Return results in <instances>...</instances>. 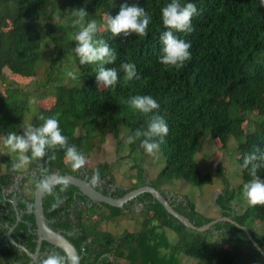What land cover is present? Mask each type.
<instances>
[{"label":"trees","instance_id":"16d2710c","mask_svg":"<svg viewBox=\"0 0 264 264\" xmlns=\"http://www.w3.org/2000/svg\"><path fill=\"white\" fill-rule=\"evenodd\" d=\"M170 2L0 0V82L3 83L0 88V142L4 144V137L9 133L23 134L24 128L19 124L26 112L31 114L27 126L40 127L45 120L56 119L68 144L74 145L84 158L110 135L115 159L90 168L81 165L88 173L87 181L95 189H98L96 183L101 182V190H98L112 197L144 184L151 185L175 211L193 225L201 226L213 218L199 213L185 195L170 192L161 184L175 178L197 186L210 182L209 174L201 173L194 159L200 137L206 131L217 139L220 150L226 147L230 137L235 140L241 184L252 179L242 164L244 156L255 147L264 149V3L262 0H180L182 5L191 2L198 9V15L191 21L194 31L174 32L191 43V60L181 68H166L159 63L160 36L168 30L162 23L161 9ZM124 3L144 8L151 17L147 36L131 33L113 37L105 23L106 15L115 16ZM79 8L88 12L85 24L91 20L97 23L94 40H105L117 54L115 63L105 65L117 69L115 86L101 84L98 87L97 64L81 65L73 50L76 44L72 37L79 27L73 26L72 11ZM61 9L65 14L62 24L58 19L62 17L56 16ZM122 62L134 63L140 78L125 80V73L120 69ZM41 68L43 72L38 76ZM64 68H75L83 81L79 85L62 83L59 75ZM4 69L8 70V75L29 79L30 89L5 77ZM136 95H151L160 105L159 109L149 114L132 109L129 100ZM44 97L53 99L51 106L44 108L30 103L33 98ZM250 113L258 120L248 117ZM153 115L163 116L169 128L159 148L163 166L154 179H149L141 166L142 161L136 160L129 167L135 169V180L126 186L116 183L112 171L123 158L124 148L129 154L149 156L140 147L143 137L132 144L126 140L137 129L146 130ZM45 152L42 158H31L30 151L25 153L30 161L23 171L13 168L16 156L13 160L9 154L0 155V163L5 167V172L0 174V221L12 224L15 207L21 213L15 228L23 232L30 245L34 235L29 234L27 225L34 227L31 213L34 188L46 176H78L80 167H73L66 159L65 149L59 146L46 148ZM216 170L222 187L213 203L219 216L228 217L232 222L217 221L203 231L185 227L147 192L136 195L121 207H114L89 200L73 185L57 184L42 194L43 214L51 220L49 226L61 231L75 246L81 255L79 264H116L118 249L124 243H142L152 220L158 227L174 233L173 251L192 258L194 264H264V233L247 228L255 246L240 228L255 210L257 216L264 218V204H249L238 210L232 204L235 190L219 163ZM25 171L26 175L17 182L16 195L8 194V199H3L1 190L12 184V174ZM258 175L264 180V168L259 169ZM94 176H98L95 184L92 182ZM109 188H112L110 192ZM76 199L82 203H77ZM122 213L140 216L138 230L114 235L99 228L101 220L117 218ZM28 243L25 246L31 249ZM54 250L64 255L58 248ZM9 252L12 257L16 255V251Z\"/></svg>","mask_w":264,"mask_h":264},{"label":"clouds","instance_id":"9594fccd","mask_svg":"<svg viewBox=\"0 0 264 264\" xmlns=\"http://www.w3.org/2000/svg\"><path fill=\"white\" fill-rule=\"evenodd\" d=\"M264 3V0H262ZM73 26H79V31L72 37L75 41L73 49L79 57V62L83 64H97L96 82L99 87L115 86L118 82V72L116 68H106L105 65L115 63L117 54L114 49L103 39L94 40L97 31V23L91 20L85 24L88 12L83 9H74ZM198 15V9L194 3L181 4L180 0H171L161 9L162 23L167 31H164L160 40L162 43L159 63L168 67L181 68L186 61L191 60V43L179 38L174 32L188 34L194 31L192 17ZM151 17L144 8L136 5L129 6L127 3L121 5L118 14L106 15L105 23L113 37L123 34L128 36L135 33L137 36H147V28ZM120 69L125 73V80L131 81L133 78L139 79L134 63L122 62ZM68 76L73 80L77 78L74 72H69ZM30 103H35L33 98ZM129 106L143 114H149L153 110L159 109L160 105L151 95H136L130 98ZM169 128L165 118L161 115H153L146 130L137 129L129 135L126 143L132 144L137 139L143 137L140 147L149 155H155L159 151L160 144L164 142V137L168 135ZM4 144L13 153H19L18 162L13 164L17 169L29 163V156L25 153L31 152V158H42L45 156L46 148L65 149L66 159L72 162L73 167H79L84 163V157L74 145H69L67 138L62 135L59 123L56 119L45 120L40 127L27 126L23 134L9 133L4 137ZM54 159L55 157H51ZM242 167L248 170L251 180L244 184L243 194L252 205L264 204V180L258 175V171L264 168V149L255 147L253 151L247 153L243 158ZM98 180V176L93 177V184ZM37 187H43L51 191L47 181H42ZM31 207V206H29ZM55 207V205L53 206ZM74 261L76 257H71ZM40 264H68V258L57 252L46 254Z\"/></svg>","mask_w":264,"mask_h":264},{"label":"rangeland","instance_id":"374dc122","mask_svg":"<svg viewBox=\"0 0 264 264\" xmlns=\"http://www.w3.org/2000/svg\"><path fill=\"white\" fill-rule=\"evenodd\" d=\"M62 18H58L62 24L64 18V11L56 14ZM57 20V19H56ZM79 27V26H78ZM98 28V26H97ZM47 52V51H46ZM42 68L38 70L37 75L42 74ZM74 72L77 76L75 80L68 78V73ZM5 77L14 80L21 87L30 85L29 79H24L18 75H8V70H3ZM79 73L75 68H64L62 70V83L69 85H79L83 78L79 77ZM3 83L0 82V88ZM35 103L41 107L47 108L52 105L53 99L51 97H44L36 99ZM34 103V104H35ZM234 113L231 112V115ZM253 120H258L253 113L247 115ZM31 114L26 112L23 116V120L19 124V127H27L30 121ZM252 125H250V128ZM219 143L217 139L210 136L209 132H204L200 137L198 147L194 154L197 167L201 173H208L210 176V182L202 185H192L182 179H171L168 183L161 184L162 188L166 190L185 195L193 204L195 209L204 216L210 218L219 217V210L213 203V198L221 190L222 181L216 170V165L219 163L224 176L227 179L231 187L234 188L235 194L232 200V204L235 205L238 210L241 207L249 205L250 203L243 194V186L240 178V166L235 159V140L232 137L227 141L224 149H219ZM9 154L11 158L16 156V163L18 162L19 153H13L10 149L0 142V155ZM123 158L117 162L118 164L113 168L112 174L114 181L121 185H128L135 180V169L129 168L131 164L136 160L142 161V168L145 176L149 179H154L158 171L163 166V157L160 152L157 151L155 155L139 156L138 154H129L128 150L124 148L121 152ZM115 159L113 139L110 135H106L103 142L97 145L91 152H89L84 158L82 164L86 168L93 167L96 163L106 162L111 163ZM82 166V167H83ZM25 166L17 168V171H23ZM5 172V167L0 163V174ZM249 182V181H248ZM105 212V209H103ZM137 211V210H136ZM249 215L242 227L255 229L258 233H264V218H261L255 214ZM133 215V216H132ZM140 216L136 213L127 214L122 213L120 217L110 220H101L99 228L109 231L114 235H118L123 231L133 232L138 230ZM140 219V218H139ZM147 237L142 243H124L116 256V264H194V260L179 251H173L172 245L174 244V233L165 227H158L157 222L152 220L148 223L146 234ZM174 235V236H173Z\"/></svg>","mask_w":264,"mask_h":264},{"label":"water","instance_id":"95a60500","mask_svg":"<svg viewBox=\"0 0 264 264\" xmlns=\"http://www.w3.org/2000/svg\"><path fill=\"white\" fill-rule=\"evenodd\" d=\"M43 181H47L50 188H52L54 185L57 184L73 185L82 195L86 196L89 200L94 202L106 203L114 207H121L125 202L135 197L136 195L142 192H147L152 196V198L155 201L161 204L163 209L168 214L176 218L185 227L195 229L197 231H203L207 229L209 226L216 223L217 221L227 220L232 222V220L228 217L219 216L211 219L210 221H208L207 223L201 226H195L188 220L187 217L175 211L173 207L169 204L167 199L164 198L156 188L148 184H144L134 189H131L119 197H112L109 194H103L98 189H95L85 178H80L69 174L48 176ZM41 182L39 184H41ZM45 190L46 189H44L43 187H37V186L33 190L31 211L34 218L37 240H36L35 253L30 254L29 252L27 251L26 252L30 257L34 258L38 250L39 244L43 240L50 243L54 247L59 248L64 253L66 258H68V264H79V259L81 255L78 253L75 246L60 231L51 229L46 223L42 209V194ZM240 228L244 231V233L250 239L252 244L257 246L255 241L251 238L249 231L242 226H240ZM9 240L15 246L19 247L22 250H25L20 244L13 242L10 238ZM71 257H76V259L73 261Z\"/></svg>","mask_w":264,"mask_h":264},{"label":"flooded vegetation","instance_id":"af4514ba","mask_svg":"<svg viewBox=\"0 0 264 264\" xmlns=\"http://www.w3.org/2000/svg\"><path fill=\"white\" fill-rule=\"evenodd\" d=\"M77 173H78V176H76V177L85 178L87 180L88 173L82 166H80L78 168ZM23 175L24 176L26 175V171H25V173H20V174L14 173V174H12V177H11L12 178V184L7 186L6 188H3L1 190L3 199H8V198H6V196L8 194H11L12 197H14L16 195V192L18 190L17 182L19 181V179ZM30 175H33V173L30 172ZM73 176H75V175H73ZM46 177H48V176H46ZM96 185H97V188L101 190V182L98 181L96 183ZM111 189L112 188H109L108 192H110ZM55 197H56V195H55ZM79 200H77L76 202L81 204L82 202H81V200L80 201ZM11 202H12V204L14 206V201H11ZM13 208H14V220L15 221L12 224H8L7 222L0 221V264H40V262L44 258V256L46 254H51L54 251H57V250H54L57 247H54L53 245H51L48 242H47L48 244H44L43 240H42L40 242V244H39V247H38V250H37V252L35 254V257L34 258L30 257L27 254V252H29L30 254H34L35 253V248H36L37 235H36V231H35V223H34V227H31V225H29V224L27 225V229L30 231L29 234L35 236V237L33 236L30 239V241L32 242V245H30L27 242V240L25 239L23 232L21 230H18V229L15 228L16 227V223L20 220L21 213L15 207H13ZM31 213H32V211H31ZM45 220H46L47 225L49 226L48 222H51V220H49V219L47 220L46 218H45ZM66 234L70 235L71 232H66ZM12 235H14V236H12ZM9 238L13 242L20 244L25 250H22L19 247L15 246L13 243L10 242ZM26 243H28L31 246L30 247L31 249H28L25 246ZM9 250H11V252L12 251H16V255L13 256V257L10 256ZM22 253H24V256H23ZM8 258H9V260H8Z\"/></svg>","mask_w":264,"mask_h":264}]
</instances>
